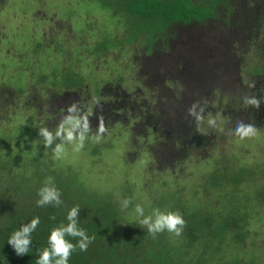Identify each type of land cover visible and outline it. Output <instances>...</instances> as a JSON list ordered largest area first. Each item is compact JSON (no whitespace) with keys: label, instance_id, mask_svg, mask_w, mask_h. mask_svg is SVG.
<instances>
[{"label":"rangeland","instance_id":"rangeland-1","mask_svg":"<svg viewBox=\"0 0 264 264\" xmlns=\"http://www.w3.org/2000/svg\"><path fill=\"white\" fill-rule=\"evenodd\" d=\"M258 2L261 0H232V6L223 7L220 14L227 18V24L233 23L236 7L248 11ZM222 21L217 17L209 24L218 28L217 32L212 28L201 32L205 28L200 31L197 25H176L177 33L161 35L149 48L148 36H134L132 29L125 34L123 17L111 14L100 0H0V95L6 100L0 105V131L11 135L6 150L23 159L28 157L29 162L34 157L43 163L48 161L53 170L70 165L91 192L119 191L121 196L132 192L131 198L144 207L145 215L163 202L162 195L167 199L173 189H183V198H192L196 203L204 198L209 207L217 205L219 192L204 188L213 171L258 164L260 169L253 174L258 177L264 170V128H256L254 136L241 139L234 135L230 124L231 114L240 116L237 111L253 105L247 101L255 99V88L250 84L254 82L252 63L258 61V55L242 38L238 39L243 42L241 46L229 50L230 42L223 43L227 33L222 30L228 26ZM40 38L44 46L38 48ZM122 39L124 42L119 43ZM50 42L53 45L47 46ZM191 45L200 57L184 63L187 58L181 59L175 51L181 49L184 53ZM105 48L112 49L103 52ZM154 50L163 60L157 74L144 66ZM236 51L244 53L245 64L236 65ZM73 76L83 83L64 90ZM239 78L243 92L237 88L231 93V81ZM201 85L211 89L199 96L197 91L201 89L197 87ZM66 89L78 91L77 95L67 94L79 100L76 108L60 100ZM113 104L116 113L109 114L107 105ZM197 105L204 110L190 138L192 149L183 157L164 161L155 152L154 145L161 141L160 135L150 129L151 122L166 118L172 126L180 112L174 115L171 109L184 106L182 109L187 110ZM94 107L98 113L95 124L88 119L81 125L75 115L86 110L84 116L88 117ZM116 116L123 119V126L113 120ZM210 120L215 123L210 124ZM262 123L260 120L259 125ZM18 127L26 128L21 132ZM42 129L50 134V143L41 134ZM170 141L175 148L180 146L178 137ZM81 143L83 147L77 151ZM57 145L63 147L59 155ZM251 188L244 184L239 196L247 197ZM225 191L230 196L237 194L232 188ZM255 211H259L258 216H252L251 224L244 229L249 234L247 242L233 243L235 239L227 241L228 237L217 252L207 250L204 264H264V209ZM131 216L130 222H139L138 215ZM201 245L195 242V247L188 248L194 258L203 249ZM235 257L241 261L234 262ZM249 257L253 262H248Z\"/></svg>","mask_w":264,"mask_h":264},{"label":"trees","instance_id":"trees-1","mask_svg":"<svg viewBox=\"0 0 264 264\" xmlns=\"http://www.w3.org/2000/svg\"><path fill=\"white\" fill-rule=\"evenodd\" d=\"M231 1L100 0V4L107 7L111 14L123 17L125 24H127L124 26L127 27L125 34L129 35V31L132 29L134 36L139 34L148 36L147 46L150 48L155 45V41L161 35H166L170 31L176 32L174 29L176 25L179 27L197 25L199 28H205V26L210 27L209 24L212 23V19L219 17L223 20L222 25L228 26L227 18L222 17L220 11L223 7L230 8L232 6ZM236 8L232 15L233 23H229V26L235 28V31L232 32L236 36V40L229 43L231 48L229 50L235 51L236 45L241 46L240 44L245 42L254 52V55L259 56V58L255 56L258 61L252 63L254 69L251 70V73L254 84H250L252 88H255L254 96L259 101V107L252 105L248 110L237 111L240 116L236 114L232 116L231 114L233 121L230 124L233 125L232 129L235 136L237 126L235 122L238 121L251 124L255 128H264V0L254 3L248 11L245 8L240 10L238 7ZM239 38H242L243 42H239ZM122 40L119 43H123L124 39ZM40 42L38 48L44 46L42 40ZM50 45L53 44L47 43V46ZM110 49L112 48H105L103 52ZM236 52V65L245 64L246 60L243 61L244 53ZM219 53L223 57L226 56L223 52ZM150 64L151 66L147 68L157 74L156 69L162 64L161 59L160 61L151 60ZM221 64L222 60H220V66ZM228 72L229 70L226 71V73ZM73 78L74 80L67 81L68 85L64 86V90L67 87L76 89L83 83L78 76H73ZM74 81L75 83H73ZM233 83L231 93H234L237 88L243 92L244 87L241 78L237 81H231V84ZM197 88L198 90L201 89L197 91L199 96L207 94L211 89L203 88V86ZM70 89H66L63 95L61 93L58 95H62L60 100H63L67 107L73 109L79 104V100L77 98L70 99L67 94H76L78 91ZM1 97L0 105L6 103L4 96ZM50 106L48 104V110H50ZM95 107L88 117L84 116L87 113L86 110L75 115L81 125L88 119L92 122L94 119H98ZM81 108L82 105L80 104ZM107 108L111 110L109 114L116 113L115 104L107 105ZM182 108H179L180 114L174 118L172 126L160 125L155 120L151 122L152 127L150 129L153 130L154 134L160 135L161 141L156 146L154 145L155 152L167 162L183 157L188 150L192 149L190 138L197 129L199 115H202L204 110L203 106L200 105L190 106L188 111ZM177 113L175 112L174 115ZM117 116L113 117V120H118L117 122L123 126V119L119 117L118 119ZM260 120L263 121L261 125H259ZM21 126L22 124L20 128ZM25 128L20 129V131L23 132ZM173 137L179 139L180 146L178 148H175L170 141ZM9 138H11L9 132L0 131V264H35L38 257L37 250L48 247V238L52 229L61 224L67 225V214L75 206H79L77 226L84 229L88 236H94L95 239L86 251H81L77 247L71 254L69 264H204L207 250L211 249L217 252L218 247L222 243H226L228 237L227 241L235 239L233 243L247 242L249 234L244 229L251 224L249 219L252 220V216H258L259 211L256 212L255 209H264V170L260 171L258 177H253L254 173H258L260 165L254 164L248 165V167L245 165L239 169L226 166L220 171L215 170L209 174L204 186V188L211 187L219 192L221 198L217 200V205L212 203L209 207L210 203L206 204L204 198H199L197 203L192 198H183V189H173L167 199L162 195L161 201L163 202L159 201L157 208L162 211L178 210L183 215L186 226L180 237H176L167 231L153 237L146 228L136 222V219H133L135 220L133 222L129 220V217L132 218L131 214H134V218L137 217L134 211L137 204L135 198H131L132 192L128 193L130 196L118 195L119 191L100 193L98 190H94L91 192L84 187L82 181L77 179L78 174L70 168V165L61 170H53L50 169L52 165L48 161L43 163L34 157L29 162L28 157L23 159L17 155L18 153L12 154L11 151H7L6 144H9ZM19 150L22 151V149ZM27 160L28 163H24ZM49 178H51L49 186H54L61 193L62 204L59 206L55 204L38 206L37 201L40 199L38 192L49 182ZM244 184L252 187L250 195L247 197L245 195L239 196L242 194ZM226 188H232L237 194L230 196L229 191H225ZM125 198L130 199L131 203L127 209L121 211V200ZM165 200L167 201L164 205ZM148 210L151 211L149 214L153 212L151 209ZM35 217H39L40 223L31 233L32 243L29 252L26 255L18 256L8 243L9 237ZM229 231H233L232 236H229ZM66 239L77 244L79 238L68 236ZM195 242H199V245L202 243L201 246H203L196 258H194V254L191 255L190 249H188L195 247L192 246ZM240 261L241 259H234L236 263ZM249 261L253 262L251 257H249Z\"/></svg>","mask_w":264,"mask_h":264},{"label":"clouds","instance_id":"clouds-1","mask_svg":"<svg viewBox=\"0 0 264 264\" xmlns=\"http://www.w3.org/2000/svg\"><path fill=\"white\" fill-rule=\"evenodd\" d=\"M259 107V101L251 99L247 101ZM210 124H214L215 121H209ZM105 131L103 122L101 120L100 132ZM256 128L251 124H244L242 121L237 122L235 134L241 139L246 137H252L256 134ZM41 134L49 140L50 134L47 130L42 129ZM83 147V143L79 144L76 148L77 151ZM56 153L59 155L63 151L62 145H57ZM51 184V178L49 182L41 188L38 192L40 199L37 201L38 206H45L48 204H55L59 206L62 204L60 199L61 193ZM131 203L130 199L121 200V211L127 209ZM135 212L140 217L139 223L142 227L147 229V232L155 237L157 234L167 231L174 234L176 237H180L186 226V221L183 215L177 211L154 209L149 215H145L144 207L140 204L135 206ZM79 215V206L73 207L67 214V225L61 224L58 227L52 229L48 238V247L38 251V257L35 264H69L71 254L78 247L81 251H86L88 246L94 241L95 237L88 236L84 229L77 226V218ZM40 223L39 217L33 218L28 224L22 225L21 228L15 231L8 240V243L13 247L18 256L28 254L31 241V233L35 231ZM71 236L73 238H79L77 244H73L66 237Z\"/></svg>","mask_w":264,"mask_h":264},{"label":"flooded vegetation","instance_id":"flooded-vegetation-1","mask_svg":"<svg viewBox=\"0 0 264 264\" xmlns=\"http://www.w3.org/2000/svg\"><path fill=\"white\" fill-rule=\"evenodd\" d=\"M213 20V19H212ZM187 25H185L184 27H186ZM190 26V25H189ZM231 26H229V24H228V27H227V29H225L224 27L222 28V30H223V32L226 34L225 36V38L223 39V43L224 42H232L233 40H234V38H236V36L234 35V33L232 32V31H235V28H233V27H231ZM210 27H206L205 26V29L203 30V31H201V29H203V28H200V31L201 32H204V31H209L210 29H209ZM213 29V28H212ZM200 31H199V33H200ZM213 31L214 32H217L218 31V28H214L213 29ZM231 35V36H230ZM231 38H233V40L231 39ZM192 47V48H191ZM155 51L156 50H154L153 51V55L148 59V60H146V61H144V66L147 68V67H149V66H151V64H150V61L151 60H157V61H160V58H161V56H160V54H156L155 53ZM187 51V50H186ZM186 51H184V53H183V50H181V49H179V50H177V51H175L176 53H178L179 54V56H180V58L181 59H183L184 57H186L187 58V60L184 62V63H186V62H190V61H193V57H200V55L198 54L199 53V51H198V49H193V45H191L190 46V50H188L187 52ZM160 58H159V57ZM163 61V60H162ZM161 61V62H162ZM147 69H149V68H147ZM150 70V69H149ZM151 71V70H150ZM202 86L203 85H201V86H199L200 88H202ZM179 111H180V109L179 108H177L176 110H174V109H171L170 110V112H172V113H174V112H178L179 113ZM169 112V113H170ZM170 115V114H169ZM168 115V116H169ZM169 118V117H168ZM156 121V123H158V124H160V125H166V126H169L170 124V122H171V120L169 121V122H165V119H163V118H159L158 120H155Z\"/></svg>","mask_w":264,"mask_h":264}]
</instances>
